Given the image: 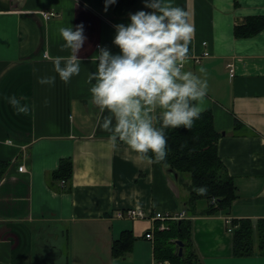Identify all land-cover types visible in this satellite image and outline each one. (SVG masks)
<instances>
[{
    "label": "crops",
    "instance_id": "0c3cea01",
    "mask_svg": "<svg viewBox=\"0 0 264 264\" xmlns=\"http://www.w3.org/2000/svg\"><path fill=\"white\" fill-rule=\"evenodd\" d=\"M173 2L193 26L186 68L207 80L203 111L213 113L219 155L235 180L231 207L202 214L206 201L200 200L193 212L187 174L176 177L122 142L113 147L100 126L108 113L90 100L91 57L100 47L120 51L115 24L128 23L130 12L151 11L143 0L107 10L96 0H0V264H42L45 246L47 256L58 250L63 264H171L155 256L154 245L155 226L168 227L173 218L155 219L156 212L192 219L204 264H264L257 242L254 253H235L231 221L246 218L256 227L264 219V26L236 34L237 26L264 18V0ZM44 10L54 14L46 19ZM69 23H82L86 40L81 71L65 83L53 60L70 54L58 32ZM45 75H56L55 83H38ZM11 95L30 110L16 112L6 99ZM129 207L146 215H117ZM152 230L154 237H146ZM123 231L132 232V249L115 255L112 246Z\"/></svg>",
    "mask_w": 264,
    "mask_h": 264
},
{
    "label": "clouds",
    "instance_id": "9594fccd",
    "mask_svg": "<svg viewBox=\"0 0 264 264\" xmlns=\"http://www.w3.org/2000/svg\"><path fill=\"white\" fill-rule=\"evenodd\" d=\"M115 2L105 0V10ZM143 3L151 11L130 12L128 23L115 24L113 43L120 51L100 47L91 57L95 70L87 80L91 103L100 113L107 110L100 126L109 133L112 146L122 142L142 160L166 163V131L193 126L203 111L207 80L186 68L193 33L188 12L173 0ZM58 32L64 41L61 47L70 54L57 56L53 70L68 83L81 71L79 52L86 36L82 23L60 26ZM55 80L56 75L37 77L40 84L53 85ZM6 99L18 113L30 110L15 95Z\"/></svg>",
    "mask_w": 264,
    "mask_h": 264
},
{
    "label": "trees",
    "instance_id": "16d2710c",
    "mask_svg": "<svg viewBox=\"0 0 264 264\" xmlns=\"http://www.w3.org/2000/svg\"><path fill=\"white\" fill-rule=\"evenodd\" d=\"M105 4V0H96ZM135 0H116L114 7L130 5ZM256 22V23H255ZM249 26H237V35H248L264 26V18H258ZM168 155L166 163L161 162L167 169L177 172L179 178L183 174L189 176L188 207L197 209V202L206 201L202 214H217L227 211L235 198L236 184L233 175L228 171L219 155L218 142L220 132L215 128L214 116L211 110H204L196 119L191 128H173L166 131ZM3 164H0V177L3 173ZM65 178L70 176L71 161L61 165ZM203 187V192L195 189ZM234 229V251L239 255L255 252V243L258 250L264 254V219L258 220L254 227L250 219H232ZM193 223L191 218H173L168 221L166 229L155 230L154 253L159 260H169L171 264H204L198 254L192 234ZM255 229V230H254ZM133 234L123 231L112 246L113 254L123 255L132 249ZM176 239L183 241V254L180 255Z\"/></svg>",
    "mask_w": 264,
    "mask_h": 264
},
{
    "label": "built area",
    "instance_id": "2783aa9c",
    "mask_svg": "<svg viewBox=\"0 0 264 264\" xmlns=\"http://www.w3.org/2000/svg\"><path fill=\"white\" fill-rule=\"evenodd\" d=\"M42 14L46 19H48L54 14V11H48V10L45 11L44 10V11H42ZM208 53H209L208 51H205L204 55H207ZM231 71L233 74V69H231ZM24 166H25L24 164H20L19 169L23 170ZM64 181H65V179H63V182ZM117 215L121 216V217L126 216V217H131V218H138V217H144L146 215V211L144 209H141L138 207H129L127 209L119 210L117 212ZM154 218L155 219H167V218H180V216L179 215H170L169 213L156 212L154 214ZM155 228L163 230V229L167 228V225L165 223H160V224H157L155 226ZM146 237L153 238L154 237L153 230L147 231ZM158 264H160V262Z\"/></svg>",
    "mask_w": 264,
    "mask_h": 264
},
{
    "label": "rangeland",
    "instance_id": "374dc122",
    "mask_svg": "<svg viewBox=\"0 0 264 264\" xmlns=\"http://www.w3.org/2000/svg\"><path fill=\"white\" fill-rule=\"evenodd\" d=\"M45 249L43 250L45 257L43 258V260H41L42 264H63V258L64 257H58L57 253L58 250H54L49 256H47L48 247H44ZM57 249V248H56Z\"/></svg>",
    "mask_w": 264,
    "mask_h": 264
},
{
    "label": "water",
    "instance_id": "95a60500",
    "mask_svg": "<svg viewBox=\"0 0 264 264\" xmlns=\"http://www.w3.org/2000/svg\"><path fill=\"white\" fill-rule=\"evenodd\" d=\"M237 21H241L240 17L237 18ZM173 173L175 174L176 177L178 176V173L177 172H173ZM176 243L179 245V251H178V253L180 255H182L183 254V241L181 239H176Z\"/></svg>",
    "mask_w": 264,
    "mask_h": 264
}]
</instances>
